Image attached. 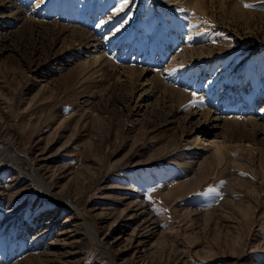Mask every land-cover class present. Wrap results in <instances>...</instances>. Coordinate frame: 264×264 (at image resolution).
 Returning <instances> with one entry per match:
<instances>
[{"label": "rangeland", "instance_id": "rangeland-1", "mask_svg": "<svg viewBox=\"0 0 264 264\" xmlns=\"http://www.w3.org/2000/svg\"><path fill=\"white\" fill-rule=\"evenodd\" d=\"M194 2L0 0V264H264V130L189 112L264 126V0Z\"/></svg>", "mask_w": 264, "mask_h": 264}, {"label": "bare ground", "instance_id": "bare-ground-1", "mask_svg": "<svg viewBox=\"0 0 264 264\" xmlns=\"http://www.w3.org/2000/svg\"><path fill=\"white\" fill-rule=\"evenodd\" d=\"M192 4H193V2H192ZM197 4H199V0H195L194 5L197 6ZM186 5H188V4H186ZM51 26H55V24H51ZM51 26H48L47 29L51 30ZM56 28L62 34L66 33L67 36L71 37L72 39H76L77 41L84 40V39H86L85 43H88L90 41V40H88L90 34H87V32H85L84 30H81L79 28L69 27L67 25H60V26H57ZM89 39H91V38H89ZM80 43H81V41H80ZM96 47H97V45H96ZM190 50L194 51L195 48L186 49V53L190 52ZM103 55L104 54H99L98 53V54L92 56V58L89 60V62H90V64L92 66L89 68L88 71H92V72L103 71V70H106L105 66H107L108 69L117 68L116 70H119L121 75H123V73H124V75L128 74L130 76V78L133 75L134 76H139L142 73L141 71H138L136 69V67H133V66H119V64L116 61H114L112 59H109V58H107L106 56H103ZM240 81L243 82V78H241ZM153 84H154L155 87H157V85H160L161 89H162V86H165L164 90H161V92L162 93L165 92V94H166L165 96L168 97V101L170 103H176V106H177L176 108H179L178 106L183 105V103H186L187 101H191L194 98V96H195V95H192L191 93H187V91H185L183 89L175 88L173 86H169V85L165 84V82L162 81V79L160 77L159 78L157 77L154 80ZM237 93L241 94V95L245 94V92L243 90H240V92H237ZM254 95L255 94L251 93V98L252 99H254ZM195 101H196V98H195ZM198 107H200V106H197V108ZM193 108H195V109H193ZM193 108H192L193 110H189L190 115H196V114L200 113V115L203 118H205L206 120L213 121V125H216V126L219 125V121L220 120H224L225 122L222 124V126L225 125V127L228 128L230 132H233V131L242 132L247 127L253 129V131L257 130V128L261 129V130H264V126H262L261 123H258L256 118H253L252 116L245 117V119H243V120H241L242 118L241 119H238V118H230V119H225V118L222 119L221 118L220 119L219 116L211 114L208 109H200L199 108L200 110L199 109L197 110V108L194 107V106H193ZM198 136H199L198 134L194 135L193 142H195V143L198 142V140H199ZM242 137L246 138V134L242 135ZM201 140H203V139H201ZM207 140H209V139H207ZM210 142H212V141H210ZM198 144L199 143H197V145ZM201 144H203V143H200V145ZM206 144H204V145H206ZM212 144L213 145L210 148L213 149L214 152H216L218 154H221L222 145L220 143H216V142H212ZM198 149H200V148H196V149H194V151H198ZM187 170H188V168L185 169V171H187Z\"/></svg>", "mask_w": 264, "mask_h": 264}, {"label": "snow or ice", "instance_id": "snow-or-ice-1", "mask_svg": "<svg viewBox=\"0 0 264 264\" xmlns=\"http://www.w3.org/2000/svg\"><path fill=\"white\" fill-rule=\"evenodd\" d=\"M125 2H126V0H125ZM244 6H245V7H250V5H248V4H245Z\"/></svg>", "mask_w": 264, "mask_h": 264}]
</instances>
